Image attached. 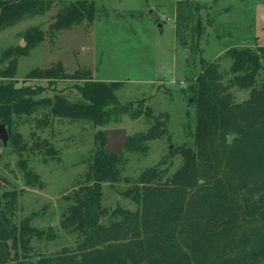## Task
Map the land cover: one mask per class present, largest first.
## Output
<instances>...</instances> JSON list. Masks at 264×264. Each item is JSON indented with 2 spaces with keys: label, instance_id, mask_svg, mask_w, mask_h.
Instances as JSON below:
<instances>
[{
  "label": "rangeland",
  "instance_id": "rangeland-1",
  "mask_svg": "<svg viewBox=\"0 0 264 264\" xmlns=\"http://www.w3.org/2000/svg\"><path fill=\"white\" fill-rule=\"evenodd\" d=\"M75 1L52 0L44 11L0 27V73L16 58L17 86L41 87L39 97L63 94L76 101V86L87 79L118 81L115 94L127 108L112 114L104 126L59 117L48 108L14 117L10 149L0 141V192L17 191L13 199H5L12 204L7 205L12 207V222L27 221L43 232L30 238L29 253L34 255L77 250L79 232L63 228L60 220L71 204L65 196L88 172L100 144L99 130L122 127L127 137L135 136L137 145H144L141 151L123 148L120 179L102 184L108 214L101 221L108 223L118 219L110 215L116 208H136L124 191L133 188L145 170L152 169L160 184L173 183L189 160L183 150L197 152L196 109L188 87L202 61L218 62L226 70L231 63L224 55L227 48L264 46V0H94L93 21L55 29L59 13ZM28 34L40 35L30 47ZM18 47L27 48L20 55ZM52 67L61 68L59 75L30 76L34 69ZM0 80L10 81L1 74ZM228 92L235 103L250 96L249 89L236 85H229ZM149 131L154 136L139 143L138 135Z\"/></svg>",
  "mask_w": 264,
  "mask_h": 264
},
{
  "label": "trees",
  "instance_id": "trees-1",
  "mask_svg": "<svg viewBox=\"0 0 264 264\" xmlns=\"http://www.w3.org/2000/svg\"><path fill=\"white\" fill-rule=\"evenodd\" d=\"M51 1L0 0V27L44 11ZM95 10L94 0H76L59 13L53 26L59 30L85 19L93 21ZM38 39L40 35L28 34L27 47ZM27 47H18V54ZM224 55L231 62L226 70L218 62L203 60L189 83L196 109L197 152L183 150L189 160L182 176L160 184L152 169L145 170L141 180L124 191L136 208L118 207L110 213L118 219L103 223L108 210L102 205V184L118 182L121 163L120 153L105 151L106 136L99 130L100 144L88 172L81 185L65 196L71 204L60 220L63 228L79 232L77 250L30 254V238L43 232L27 221H11L12 207L7 205L12 204L5 199H13L17 191L6 189L0 192V264H264V46H232ZM16 66L13 58L0 73L10 80H0V123L8 132L15 116L31 115L40 108L59 117L87 119L96 126L127 111L115 94L118 81L87 79L76 86L80 94L76 101L63 94L39 97L41 87L16 85ZM53 68L34 69L30 76L59 75L61 68ZM229 85L249 89V98L235 103ZM152 136V131L138 135L139 143ZM124 148L141 151L144 145L138 146L132 136L126 138ZM25 173L30 174L27 169Z\"/></svg>",
  "mask_w": 264,
  "mask_h": 264
},
{
  "label": "water",
  "instance_id": "water-1",
  "mask_svg": "<svg viewBox=\"0 0 264 264\" xmlns=\"http://www.w3.org/2000/svg\"><path fill=\"white\" fill-rule=\"evenodd\" d=\"M106 136L105 151L109 153H120L124 148V143L127 138V130L125 128H107L104 130ZM0 141L6 146L10 143L7 126L0 123Z\"/></svg>",
  "mask_w": 264,
  "mask_h": 264
}]
</instances>
